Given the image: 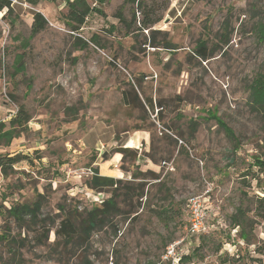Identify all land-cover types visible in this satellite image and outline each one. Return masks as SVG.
<instances>
[{"label": "rangeland", "instance_id": "374dc122", "mask_svg": "<svg viewBox=\"0 0 264 264\" xmlns=\"http://www.w3.org/2000/svg\"><path fill=\"white\" fill-rule=\"evenodd\" d=\"M37 1L14 0L12 13L0 12V123L21 107L30 117L0 146V155L28 157L10 176L0 172V234L10 230L25 241L18 250L23 264H156L182 238L203 264L264 263V223L254 211L264 198V169L254 165L257 157L264 163V116L250 91L264 65L258 34L264 0H106L105 17L91 14L78 33L66 25L63 0ZM35 12L48 24L32 36ZM154 17L160 22L138 30ZM94 35L102 48L74 46L77 37ZM199 42L212 53L206 61L196 55ZM17 55L25 63L18 75ZM70 107L79 109L77 116ZM120 148L135 150L137 159L126 158V171L121 161L117 166L123 172L117 234L105 227L89 240L63 244L55 235L59 221L70 216L80 228L110 197L87 182L97 163ZM140 184L144 197H133L129 187ZM37 194L44 196L43 214L56 220L40 246L33 232L7 218L11 205ZM193 195H206L209 232L186 238ZM241 206L255 222L250 242L231 224ZM9 248L0 240V259L11 257Z\"/></svg>", "mask_w": 264, "mask_h": 264}, {"label": "trees", "instance_id": "16d2710c", "mask_svg": "<svg viewBox=\"0 0 264 264\" xmlns=\"http://www.w3.org/2000/svg\"><path fill=\"white\" fill-rule=\"evenodd\" d=\"M32 5H37V0H28ZM67 7L68 13L65 15L66 25L70 28L72 32L78 33L83 26L86 24L87 18L91 14H98L105 17V12L102 9V5L105 4L106 0H94L95 6H92L90 0H63ZM128 1V0H127ZM133 3H136L137 0H131ZM138 7L143 8V3L139 2ZM7 10L6 14H10L14 11V0H0V12ZM116 17L119 22L126 23V18L122 12L117 13ZM160 18L149 19L146 18L141 21V27L138 30L148 29L153 27L158 22ZM137 22L136 13H133L132 25H128V32L130 33L131 28L135 26ZM48 24L47 19L40 12L34 13V22L32 26V36L43 31ZM228 26L226 25V37L225 44L229 42V33L227 32ZM127 32V33H128ZM258 34L261 40H264V25H259ZM90 44L96 46L97 48H102L99 43L98 35H94L89 40H84L77 37L74 46L79 50H86L89 48ZM196 55L202 60H208L212 53L208 50L206 42H199L196 49ZM13 67L15 69V74H23L25 72V63L24 57L22 55H17ZM251 104L254 107L255 111L261 113L264 116V65L260 71L254 77L251 85ZM128 97V94H127ZM147 106L153 109V102L149 100ZM68 112L72 113L74 116H77L79 109L69 108ZM30 117L23 107L18 109L17 114L9 121L8 124L1 122L0 123V146L3 144L9 145L14 138L20 134V130L28 124ZM218 124L221 125L226 132L231 136L230 129L221 121L217 120ZM195 124V123H194ZM178 145V140H176ZM115 153L122 155L121 160V169L126 171L125 162L126 158L137 159V152L131 148H120L116 149ZM28 157L25 155H15V156H3L0 155V172L8 177L14 172V167L24 160H28ZM95 162V160L93 161ZM254 165L259 166L264 169V163L260 158H255ZM92 178L87 182L90 189L99 191V192H109L110 197L103 201L101 206L94 207L89 211L86 217L83 218L81 227H77L76 223L72 217H64L58 223V229L55 231L57 238L63 241V244L70 245L73 244L75 240L83 238L89 240L90 236L95 232L102 231L105 227H110L113 229L114 234L118 232V228L114 223L113 219L121 214V209L119 208L118 199L120 197V185H122L121 179H115L111 177H105L100 174L99 168L96 167L93 169ZM134 179L137 178V175L133 174ZM128 188V187H127ZM132 191V196L137 198L144 197V186L136 185L135 187H129ZM257 207L254 209L256 217H259L264 223V198L258 197L256 200ZM44 207V196L37 194L35 200L32 202L26 203H16L11 205L7 210V218L13 220L14 224L21 229H27L30 232L34 233L33 241H35V246H40L43 244L44 239H48L49 233L56 225V220L54 217L43 214ZM140 207V204H138ZM252 212L249 207L244 208L243 206L236 209V213L231 216V224L234 227L240 229V238L246 242H250V234L253 230L255 222L250 218L249 213ZM41 236V237H40ZM20 238V239H18ZM0 240L2 242L8 243L9 252L11 257L7 260L0 259V264H23L24 259L19 255L20 249L26 247V243L21 237L13 235L10 230L2 232L0 234ZM16 248H18L16 250ZM199 249V248H198ZM197 249V250H198ZM195 250V252L197 251ZM18 251V252H17ZM194 253L190 256V259H194ZM160 260V259H159ZM197 261V260H196ZM159 262V261H158ZM158 262L156 264H158ZM89 264V262H86ZM259 264H264L262 261Z\"/></svg>", "mask_w": 264, "mask_h": 264}, {"label": "built area", "instance_id": "2783aa9c", "mask_svg": "<svg viewBox=\"0 0 264 264\" xmlns=\"http://www.w3.org/2000/svg\"><path fill=\"white\" fill-rule=\"evenodd\" d=\"M206 195H193L188 200L187 213L189 216L186 238H198L209 232V203ZM185 238L178 239L167 245L163 251L158 264H203L190 259L192 255L189 249L185 248Z\"/></svg>", "mask_w": 264, "mask_h": 264}, {"label": "crops", "instance_id": "0c3cea01", "mask_svg": "<svg viewBox=\"0 0 264 264\" xmlns=\"http://www.w3.org/2000/svg\"><path fill=\"white\" fill-rule=\"evenodd\" d=\"M138 136L139 135H137V137ZM143 140L145 141V139ZM134 141L137 142L136 139H134ZM121 160H122V155L119 153H115L111 155L108 160H103V162H98L96 167L99 168L100 174L102 176L120 179L123 178V172H121V170H119L117 166L119 165Z\"/></svg>", "mask_w": 264, "mask_h": 264}]
</instances>
